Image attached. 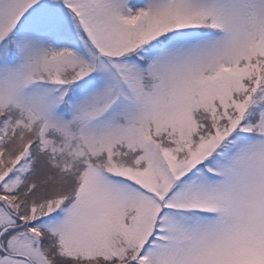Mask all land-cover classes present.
Returning a JSON list of instances; mask_svg holds the SVG:
<instances>
[{"label": "snow or ice", "instance_id": "obj_1", "mask_svg": "<svg viewBox=\"0 0 264 264\" xmlns=\"http://www.w3.org/2000/svg\"><path fill=\"white\" fill-rule=\"evenodd\" d=\"M0 264H264V0H0Z\"/></svg>", "mask_w": 264, "mask_h": 264}]
</instances>
